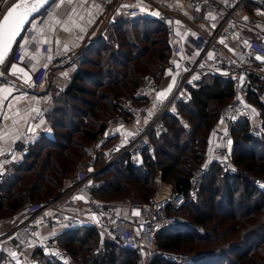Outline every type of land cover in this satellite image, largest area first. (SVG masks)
Wrapping results in <instances>:
<instances>
[{
	"label": "trees",
	"instance_id": "obj_1",
	"mask_svg": "<svg viewBox=\"0 0 264 264\" xmlns=\"http://www.w3.org/2000/svg\"><path fill=\"white\" fill-rule=\"evenodd\" d=\"M124 20L114 22V28L119 30L126 22ZM133 21L136 27L142 22L145 29L142 37L144 42L156 36L151 43L159 47L148 56L147 61H143L147 48H139L129 40H124L118 43V50L110 51L101 61L94 63L96 70L92 75L99 79L92 82L96 87H106L107 94L102 96L111 101L107 109L100 112V123L92 129H81L79 125L74 126L72 121L67 125L63 122L64 117L68 116L65 114L66 109L54 107L49 111L52 135H42L29 147L24 156L30 161L11 166L10 175L0 183V212L11 214L21 209L26 201L39 202L51 197L72 177L75 169L86 161L82 146L94 142L104 133L109 112L117 108L112 115L119 113L126 116L125 112L118 110L121 108L120 101L116 104H112V101L126 97L139 102L134 98V92L143 76L151 73L156 79L159 78L163 69L161 67L167 64L168 53L171 54L165 29L156 18L137 17ZM102 44L103 41H96L97 47ZM127 47H131V50ZM122 48L125 51H121ZM96 49L86 45L80 52L85 51L87 54L93 51L100 56ZM84 80L86 78L80 69L75 70L60 96L77 99L84 92L81 86ZM231 95L232 84L229 79L209 76L198 88L191 90L189 100L178 101L175 109L179 105L186 108L198 122V127L207 131ZM253 100L259 111L261 133L251 134L249 123L244 120L234 127L231 132V163L234 172H222L216 162L211 164L199 189L198 202L189 201L179 211L185 212L187 221L172 223L157 232L155 239L160 251L175 252L188 247L194 255L187 264H264V189L255 184L257 180L264 184V105L258 99ZM177 132L160 135L156 140L160 156L168 157L169 161L159 162L144 156L142 167H135L126 159L116 161L95 176L96 185L92 189L95 197L116 198L130 194L144 200L141 202H150L157 187L152 170L154 167L159 170V180L170 184L172 189L187 193L188 179L193 170L201 165L206 141L205 137H201L200 144L196 145L194 142L197 138L193 131L189 134L188 142L178 147L174 142L178 139ZM75 134H78L79 139H73ZM169 149H179V153L186 156L174 157ZM177 164L180 166L177 167ZM146 167L152 169L147 170ZM129 182L135 184L131 190ZM198 227L202 233L197 231ZM60 235L69 239L67 250L71 256L80 258L79 264H134L132 251L107 239H103V249L99 251V236L92 227L85 226L73 232L64 231ZM72 243L77 247H71ZM44 264L60 263L47 259ZM148 264L175 263L157 255Z\"/></svg>",
	"mask_w": 264,
	"mask_h": 264
},
{
	"label": "built area",
	"instance_id": "obj_2",
	"mask_svg": "<svg viewBox=\"0 0 264 264\" xmlns=\"http://www.w3.org/2000/svg\"><path fill=\"white\" fill-rule=\"evenodd\" d=\"M97 1L101 6H113L117 2ZM123 1L116 5L121 18L142 15V11L133 5L134 0ZM187 1L191 21L202 19L210 11L215 15L216 23L209 33L193 31L188 23H183L186 31L184 41L193 48L195 54L189 62L183 59L185 65L178 72L171 89L158 98L161 92L158 82L153 75H146L134 92V98L145 99V103L135 102L132 98L125 99L121 109L129 114L128 119L120 114L110 118V125L113 127H126L131 116L141 114L143 119L136 131L124 137L120 144L109 146L110 136L103 133L91 144L83 146L86 161L59 188L57 194L39 202L26 201L17 215L0 218V245L6 243L12 252L20 255L43 228L73 232L87 226L92 227L99 237L132 251L135 256L134 264H148L157 255L175 264L191 260V256L186 253L160 251L155 236L162 228L184 221L176 213L189 202L188 195H193L199 189L212 162H216L228 173L234 172L228 159L231 132L240 121L248 119L246 104L251 93L255 92L254 80L261 85L260 94L264 95V30L260 28V24H264V0ZM248 6H252L250 11L247 10ZM158 10L157 19L163 25L166 35L172 37L175 33L172 16L163 3H160ZM33 21L34 19L14 44L15 59L22 49L33 50L36 46L33 39ZM244 41L248 43L245 44ZM208 53H212V59H209ZM256 55L262 57L261 61L255 60ZM64 63L65 60L60 58L52 65L59 67ZM209 76L229 79L232 95L220 111L221 128L215 130L220 146L214 150L205 166L193 170L188 179L187 193L173 189L166 196L153 198L148 203H129L127 215L119 212L113 205L98 201L92 191L96 185L95 176L121 159L133 162L144 156H153L155 147L151 137L168 133L165 119L174 114L176 103L189 100L191 90L198 88ZM46 79V68H40L34 75L38 86L45 85ZM149 107H152L150 113L146 111ZM44 115L45 111L40 109L36 117ZM249 131L253 135H259L262 131L261 125H253ZM25 137L21 135L15 141L8 152L9 156L27 151ZM9 175L7 170L0 172V183ZM255 184L260 187L263 185L258 180ZM49 242V239H43L37 246L44 247ZM51 256L59 263H67L71 259L68 253L60 249L53 250Z\"/></svg>",
	"mask_w": 264,
	"mask_h": 264
},
{
	"label": "crops",
	"instance_id": "obj_3",
	"mask_svg": "<svg viewBox=\"0 0 264 264\" xmlns=\"http://www.w3.org/2000/svg\"><path fill=\"white\" fill-rule=\"evenodd\" d=\"M122 1L117 0L113 6H101L97 0H71V2L56 0L45 14L35 18L32 23L35 48L22 49L18 58L15 59L14 45L12 46L4 65H0V89L8 87L12 89L11 95L3 94L8 95L7 99L0 98V104L3 105L0 107V172L22 161L23 154L8 155L9 150L21 135L26 136L28 144L35 143L42 135H52L45 115L37 118V112L40 109L49 110L54 96L67 87L76 70V54L98 34L105 35L108 32L107 24H110L114 18H121L116 5ZM160 3L165 5L175 26L174 35L167 36L171 59L168 67L158 78L159 88L165 93L171 89L178 72L185 65L183 59L189 62L195 54L193 48L184 41L186 31L183 23H188L193 31L209 33L215 26L216 17L209 11L202 19L191 21L187 0H134L133 5L142 11V15L138 17L157 19ZM248 7L247 10L250 11L251 8ZM260 28L264 30V24H260ZM71 53H74L75 57L72 58ZM60 58H63L65 63L59 67H52V63ZM13 63L18 68L24 69V72L12 73L10 65ZM40 68L47 69L46 84L43 86L36 85L34 81V75ZM253 85L258 88L251 93L248 100L250 102L247 101L246 106L251 115L252 125H257L261 122L259 111L251 99H258L264 105V95L260 94L261 85L258 82L254 80ZM138 100L142 104L146 101ZM146 111L150 113L152 107L146 108ZM142 119L141 114H135L128 125L122 127L120 131L116 130L119 129L118 127L110 125L104 133L110 136L112 142L120 144L124 137L136 131ZM211 144H217L215 136ZM123 214L127 215L128 211L126 210ZM58 233L53 231L51 236ZM35 238L37 236L32 239ZM32 239L25 250L33 246ZM8 250H10L9 247Z\"/></svg>",
	"mask_w": 264,
	"mask_h": 264
},
{
	"label": "rangeland",
	"instance_id": "obj_4",
	"mask_svg": "<svg viewBox=\"0 0 264 264\" xmlns=\"http://www.w3.org/2000/svg\"><path fill=\"white\" fill-rule=\"evenodd\" d=\"M14 1L15 0H8L7 3H4V0H0V12H2L3 9L5 10ZM4 10H3V12H4ZM3 12H2V14H3ZM122 19L123 18H118V17L114 18V20L112 22H110V24H107V31L108 32L105 35L98 34V36L95 39H93V41H91L90 43L87 44L88 47H96L97 48L96 50L99 51L100 56L96 55V53L93 51L90 53H87V54L85 51L84 52L79 51V53L76 54V57H75V54L73 53L72 58L75 57L76 70L80 69V71L83 73V76L86 78V80H84V82L81 83V86L84 88V92L81 93L77 99H69V98H65L64 96L62 97V96H60L61 93H58L56 96H54L53 101L51 102V105L48 108L49 110L45 111V117H46L45 119L48 121L49 125H50L49 111H51L54 107H60L62 109H66L65 114L68 116L64 117V119H63V122L66 125L70 121H72L73 123H75L74 126L79 125V126H81V129H86V128L92 129L95 124L97 125L98 123H100V120H99L101 117L100 112L104 111V109H107L106 107H108V102L111 103V101L108 100V97L103 98V96H102V94H105V95L107 94L108 89L106 87H96L92 82V80H96V79L98 80L99 79L98 77L92 75L94 73V71L96 70L94 63L96 61H101L102 58L105 57L110 51L118 50L119 49L118 43L120 41H124V40H129L131 43H133L135 46L137 45L139 48L142 46L147 48L146 56H144V58L142 59L143 61H147L148 56L150 54H152L157 47H159L158 44L151 43V40H153V38L156 36H153V38L151 37V38H149L148 41L144 42V40L142 38L144 36V31H145V29L142 27L143 24L140 21L139 26L136 27V24H134V21H133L134 18H126V20H124V22L125 21L126 22L120 27L119 30H116V28H114V26H113V25H115L114 22L116 23ZM111 25H112V27H110ZM151 27H154L153 24H151ZM97 40L103 41V44L101 47L96 46ZM127 48L128 49L130 48V50H131V47H127ZM121 51H125V49L122 48ZM134 51L135 50H133L132 53H134ZM167 57H168V62L166 65H163L161 67V69L162 68L163 69H162V72L160 73L159 76H161L163 74V72L165 71L166 67H168L169 61L171 59V54L169 55V53H168ZM121 61H123V60L121 59ZM52 67H54V66L52 65ZM156 68L158 69V67H156ZM152 73H154V72H152ZM146 75H152V74L148 73ZM146 75H144L143 78ZM87 79H89V80L87 81ZM156 81L158 82V79H156ZM253 87L256 89L258 88V86H256V85H253ZM252 93H254V92H252ZM125 99H129V98L125 97V98H122L120 100V97H119L118 99L113 100L112 104L113 103L116 104V102L118 103L120 101V105H121L122 101ZM248 102H250V101H248ZM251 102H253L254 106L256 107L254 101H251ZM117 106H119V104ZM120 107H122V105ZM118 110L120 112H122L121 108ZM115 111H117V108L112 109L109 112V114L106 118L105 130L107 129L108 126H110V118L115 115V114L112 115ZM246 112L248 113L247 106H246ZM120 115L123 116V114H120ZM219 115H220V113H219ZM124 117L126 119H128L129 114L126 113V116H124ZM131 117H130V119H131ZM167 118L168 117H166V119H165V123L167 122L166 125L168 127V133L170 135H172L173 132H177V131H175L176 129L180 130L179 132H177L178 133V139L176 138L174 140V142L178 145V147L184 146V144L188 142L189 134L193 131H194V137L197 138V141L194 142L196 145L200 144L199 138L205 137L206 144H205L203 155H202V161L200 162L201 165L198 167L205 166L210 161L209 159L213 155L214 150L220 146L217 138H216L217 144L216 145L211 144L212 138H214V136L216 137L215 130L216 129L219 130L221 128L220 117L218 116V118L214 120L211 127L207 131L202 130V128L198 127V122L193 118V116H191L190 112L188 113L187 109L183 108L180 105L177 107V110L175 109L174 114H172L168 119ZM244 121H247L249 123V129L253 126L252 125L253 123L251 122V115L249 113H248V119L244 120ZM242 122H243V120L240 123H242ZM257 125L260 126L261 124H257ZM68 127L73 128L71 126H68ZM118 128L119 129H116V130L120 131L122 129V127H118ZM51 132H52V130H51ZM159 137H161V136L159 135V136H152L151 137V141L155 147V152H154L153 156H149L148 158H151L152 160L156 159V161H159V162L160 161L167 162V161H169V158L168 157L163 158V156H160L159 149H157L159 143L157 144L156 140L159 139ZM73 139L74 140L79 139L78 134L73 135ZM114 143H116V142H114V141L110 142L109 146L114 144ZM89 144H91V143H86L83 146L89 145ZM31 145L32 144H28L27 151L29 150V147ZM83 146H82V150H83ZM228 149H229L228 159L231 162V143H230V146ZM27 151L25 153H27ZM168 151L174 157H177L178 155L181 157L186 156L184 153L180 154L179 149L178 150L169 149ZM25 153H23V155H22L23 158H22V161L20 163H23L25 160L30 161V160L25 158V156H24ZM126 160L129 161L128 159H126ZM142 160H143V158L140 160H135V161L131 162V164H133L135 167H142V164H141ZM98 162L99 161H97V164H99ZM15 164H19V163H15ZM231 165H232V163H231ZM11 166L12 165H10L9 168L7 169V171L9 173L11 171ZM176 166L179 167L180 164H177ZM210 167H211V165H210ZM146 169L151 170L152 167H146ZM76 170H77V168L75 169L74 173L76 172ZM152 170H153V175H154V181L156 179V183H157L156 190H155L152 197L162 198V197L166 196L173 189L170 186V184H167V183L159 180V178H158L159 170H157L155 167ZM209 170H210V168L208 169V171ZM221 171L227 172L222 168H221ZM74 173L71 176H73ZM205 174H204V176H205ZM204 176H203V178H204ZM129 183L130 184H128V187L131 190L135 186V184H134V182H129ZM202 183H203V180H202ZM261 184H262V182H261ZM200 187H199V189H200ZM261 188L264 189V184L261 186ZM199 189L193 195H191V196L188 195V197L190 199L189 201H195L196 203L198 202L197 195L199 193ZM57 192H58V190L53 195L57 194ZM98 201H100L104 204L113 205L119 212H125L127 210V206L129 203L139 202V201H144V200H141L139 198H134L133 196L128 194V195H125L123 197H116V198L110 197V198L100 199L98 197ZM146 201H148V200H146ZM19 210L15 211L11 214L0 212V218H8L10 216H15V215H17ZM184 214H185V212H181V213L177 212L176 213L178 218H180L184 221H187V217L184 216ZM197 231L199 233L203 232L200 227L197 228ZM52 232L53 231L49 230L48 228H43L42 231L37 234V238L32 239L33 240V246H30L25 251H23L20 255L16 256V259H18L20 261V264H44L47 259L53 260L51 254H52V251L56 250V249L64 250L66 253L69 254V256L71 258L67 263H60V264H79L80 258L75 257V256H71L70 252L67 250L68 249L67 243H68L69 239H66V238H64V236L60 235L61 234L60 232L58 234L51 236ZM43 239H49V241H50L49 244L44 246V247H41V246L38 247L37 244L40 241H42ZM102 242H103V238L98 237V247L97 248L99 251L101 249H103L102 248ZM70 246L74 247V248L77 247L75 243L70 244ZM0 250H1L0 251V264H16V260L13 259L12 256L10 255L13 252L8 250V246L6 243H2L0 245ZM190 250L191 249L188 247H182V249H179L178 251H175V252L186 253V254L190 255L192 258L194 255V252L190 251ZM187 263H189V261L184 262V263H180V264H187Z\"/></svg>",
	"mask_w": 264,
	"mask_h": 264
},
{
	"label": "snow or ice",
	"instance_id": "obj_5",
	"mask_svg": "<svg viewBox=\"0 0 264 264\" xmlns=\"http://www.w3.org/2000/svg\"><path fill=\"white\" fill-rule=\"evenodd\" d=\"M7 2L8 0H4V3ZM54 2L55 0H32V2H30V0H19L18 3L8 9L3 19L0 20V65H4L5 58L8 56L16 37L23 29L25 23L29 21V17L38 12L40 7L45 3ZM69 2H71V0H69ZM221 43H223V41H221ZM244 43L247 44L248 42L244 41ZM208 57L212 59V53H208ZM261 59L262 57L260 55L255 56V60L261 61ZM10 70L12 73L24 72V69L18 68L15 63L10 65ZM241 80H243V77H241ZM11 93L12 89L10 87L0 89V98L7 99L8 95H11ZM163 95V92L159 93L158 98ZM0 107H3V105L0 104ZM10 255L16 260V264H20V261L16 259L17 254L15 252Z\"/></svg>",
	"mask_w": 264,
	"mask_h": 264
},
{
	"label": "water",
	"instance_id": "obj_6",
	"mask_svg": "<svg viewBox=\"0 0 264 264\" xmlns=\"http://www.w3.org/2000/svg\"><path fill=\"white\" fill-rule=\"evenodd\" d=\"M55 1H56V0H55ZM18 2H19V0H15L13 3H11V4H10V5L4 10L3 14H2L1 17H0V20L3 19V16L7 13L8 9L11 8L13 5H15V4L18 3ZM30 2H32V0H30ZM54 3H55V2H54ZM54 3H45L43 6L40 7V10H39L38 12H36L33 16H30V17H29V21L25 23L23 29L21 30V32L19 33V35L16 37V39H15L13 45L19 40V38L21 37V35H22L24 29L26 28V26H27V25H28L33 19H35L36 17L45 14V13H46V10H47L48 8H50ZM13 45H12V46H13Z\"/></svg>",
	"mask_w": 264,
	"mask_h": 264
}]
</instances>
